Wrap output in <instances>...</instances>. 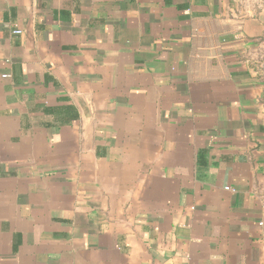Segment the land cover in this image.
Masks as SVG:
<instances>
[{
  "label": "crops",
  "instance_id": "0c3cea01",
  "mask_svg": "<svg viewBox=\"0 0 264 264\" xmlns=\"http://www.w3.org/2000/svg\"><path fill=\"white\" fill-rule=\"evenodd\" d=\"M0 264H264V0H0Z\"/></svg>",
  "mask_w": 264,
  "mask_h": 264
},
{
  "label": "built area",
  "instance_id": "2783aa9c",
  "mask_svg": "<svg viewBox=\"0 0 264 264\" xmlns=\"http://www.w3.org/2000/svg\"><path fill=\"white\" fill-rule=\"evenodd\" d=\"M15 33H20V31H19V30H15ZM225 189H227V190H233V189H231V188L228 187V186H226Z\"/></svg>",
  "mask_w": 264,
  "mask_h": 264
}]
</instances>
